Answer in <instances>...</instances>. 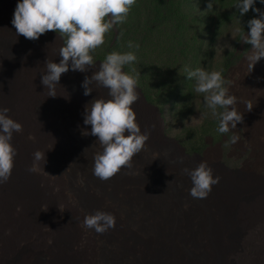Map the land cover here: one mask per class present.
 Returning a JSON list of instances; mask_svg holds the SVG:
<instances>
[{
    "label": "rangeland",
    "instance_id": "1",
    "mask_svg": "<svg viewBox=\"0 0 264 264\" xmlns=\"http://www.w3.org/2000/svg\"><path fill=\"white\" fill-rule=\"evenodd\" d=\"M18 2L7 0L8 6L0 5V53L5 55L0 72L10 56L8 50L14 47L12 40L24 37L17 35L12 24ZM238 3L239 0H136L127 22L106 34L105 43L93 53L95 62H102L113 50L134 51L127 47L128 41L139 44L137 60L131 67L140 72L138 88L156 108H146L140 99L133 105L143 131L151 130L150 139L134 157L132 167L122 169L107 182L93 175V154L99 149L94 144L96 139L87 140L81 132L76 133V127L87 129L85 106L94 100L83 94V81L99 67H90L87 72L70 69L62 74L68 89L85 98L74 106L66 105L76 167L83 164V157L89 161L88 179L98 190L96 197H90L96 199L98 210L115 215L116 227L110 231L118 240L121 238L118 250L102 246L96 253L103 264H168L171 253L176 251H181L175 255L180 256L179 264H264V218L241 217L245 209L242 201L235 206L230 221L225 217L234 192L244 187L257 188L264 182V134L253 131L258 122L256 115L264 110V58L250 72L247 56L252 46L243 41L250 31L248 21L260 17L253 10L240 15ZM254 8L264 12L259 0ZM50 36L47 32L38 40L51 48L54 62L59 63L60 44ZM185 66L222 70L230 82L226 85L230 94L238 98L236 107L243 114V122L228 133H219L218 120L206 114L203 94L195 92L196 82L187 78ZM5 82L0 74V85ZM93 92L99 98H109L107 89L95 86ZM240 101H251L253 110L246 111ZM46 106L53 108L50 103ZM162 129L180 143L185 153L162 138ZM233 132L239 136L234 144L230 142ZM204 160L220 182L207 197L193 198L189 193L191 179L183 169H194ZM86 191L82 188L80 195L91 214ZM29 252L22 255L26 261L20 258L13 264H34L38 254ZM32 256L36 257L33 262L28 259ZM41 256L46 260L43 264H49L47 257ZM0 264L10 263L0 260Z\"/></svg>",
    "mask_w": 264,
    "mask_h": 264
},
{
    "label": "clouds",
    "instance_id": "2",
    "mask_svg": "<svg viewBox=\"0 0 264 264\" xmlns=\"http://www.w3.org/2000/svg\"><path fill=\"white\" fill-rule=\"evenodd\" d=\"M256 2L239 0L236 5L240 15L253 10L260 17L248 21L250 31L243 37V41L252 46L247 56L250 72L264 58V12L254 8ZM259 2L264 4V0ZM135 5L136 0H20L12 19L17 35L35 41L47 32L54 31L63 41L58 49V55L62 57L60 62L55 63L52 59L45 62L42 84L46 92L43 94L55 98L62 74L70 69L87 72L90 67L94 68L96 62L93 53L105 43L107 33L127 22L128 14ZM212 8L210 2L208 9ZM127 47L134 51L113 50L104 57L99 70L90 77L86 76L82 84L85 96L92 94L94 84L96 88L108 90L109 98H96L85 106L84 124L90 125L91 131H81L85 137L97 138L99 150L93 154L92 171L96 178L104 182L114 178L122 169L131 168L134 157L146 148L151 136V130L141 131L133 108L140 99L137 92L140 72L131 66L137 60L136 51L140 45L128 41ZM183 71L189 80H195L194 90L203 94L206 114L218 120L219 133H228L243 122V114L236 107L238 98L230 94L226 86L230 82L225 80L222 70L209 71L201 67L193 70L185 66ZM240 102L245 105L246 111L253 110L251 101ZM10 112V108L0 107V185L10 181L15 167L18 150L12 144L13 135L24 131L23 125L9 116ZM28 139L34 141L35 138L29 135ZM238 139L239 136L233 132L230 142L234 144ZM158 158L159 154H156ZM46 163V152L37 150L33 153V163L28 171L49 175L44 171ZM183 173L191 179L189 193L193 198L207 197L213 186L220 182V177H214V170L205 160L194 169L184 168ZM167 174L170 175L169 172ZM49 176L59 178L61 175ZM78 182L83 186V179ZM58 207L61 212L64 211L63 206ZM47 210L48 206H43L42 211ZM80 227L104 234L116 227V217L112 213L97 210L94 214H85Z\"/></svg>",
    "mask_w": 264,
    "mask_h": 264
},
{
    "label": "bare ground",
    "instance_id": "3",
    "mask_svg": "<svg viewBox=\"0 0 264 264\" xmlns=\"http://www.w3.org/2000/svg\"><path fill=\"white\" fill-rule=\"evenodd\" d=\"M0 5L9 4L7 0H0ZM48 33L50 37L59 41L61 47L62 39L52 31ZM12 42L14 47H9L10 56L8 57L6 53L8 58L5 60L6 66L0 72L6 79L5 84L0 85V107L10 108L9 116L21 123L24 131L22 134L13 135L12 144L18 150L15 167L10 181L0 185V260L13 264L20 261V258L24 260L22 255L34 250V255L38 254L37 258L35 256L28 258L32 262L36 258L34 264H43L46 261L41 254L47 257L49 264H103L98 260L96 253L102 246L110 251L118 250L121 238L118 240L117 235L110 230L98 234L94 229L85 230L80 227L84 215L90 214L89 210L86 211L80 190L82 188L87 190L89 197L90 195L96 197L98 190L88 179L90 166L89 161L85 160L86 157H83V164L76 167L77 157L72 151L73 144L67 131L71 120L67 115L69 113L66 105L74 106L80 98L81 100L85 98L80 94L74 95L62 77L56 89L57 96L46 97V94H43L46 87L42 84V73L47 59L55 61L51 48L43 43L44 41H33L25 37H17ZM4 57L5 55L0 53V61ZM100 64L101 62L96 63L98 67ZM92 87L95 88L94 85ZM137 92L146 108L156 110L148 103L139 88ZM91 96L96 99L100 95L92 92L88 98ZM47 103L52 104L53 108L47 109ZM255 119L258 122H255L253 131L257 135L264 134V110L257 114ZM137 121L143 132L141 121L139 119ZM76 129V133L82 130L90 132L91 126L88 125L87 129L82 126ZM29 135L35 138L34 141L28 139ZM161 136L185 153L180 143L168 137L164 129L161 130ZM89 137L97 141L93 136H87L86 139ZM94 144L98 146L97 142ZM37 150L46 152L47 163L44 165V171L52 176L61 175L59 178H53L43 172L35 175L28 171L33 163V153ZM70 165H72L70 170L63 176ZM80 179L84 181L83 186L78 182ZM89 199L90 211L94 214L98 210L96 199L91 197ZM239 201L245 206L240 212L241 217L245 220L263 219L264 182L257 188L244 187L231 195L229 199L231 206L226 216L224 215L228 221L233 218L235 206ZM45 205L48 206V210L42 211ZM58 206H63L64 211L61 212ZM44 225L52 231L46 229ZM200 231L203 232L204 229ZM179 252L181 251L171 253L167 263L179 264L180 256H175ZM200 264L211 263L205 261Z\"/></svg>",
    "mask_w": 264,
    "mask_h": 264
},
{
    "label": "trees",
    "instance_id": "4",
    "mask_svg": "<svg viewBox=\"0 0 264 264\" xmlns=\"http://www.w3.org/2000/svg\"><path fill=\"white\" fill-rule=\"evenodd\" d=\"M194 153H198V154H201V153H199V152H194ZM193 154V153H192Z\"/></svg>",
    "mask_w": 264,
    "mask_h": 264
}]
</instances>
